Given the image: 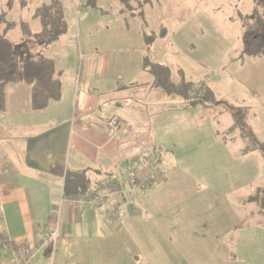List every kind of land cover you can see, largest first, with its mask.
<instances>
[{"label":"crops","instance_id":"obj_1","mask_svg":"<svg viewBox=\"0 0 264 264\" xmlns=\"http://www.w3.org/2000/svg\"><path fill=\"white\" fill-rule=\"evenodd\" d=\"M159 2L147 4L145 18ZM119 16L108 15L110 20L94 25V19L84 13V35L79 24H68V31L77 33L80 51L79 60L75 59L78 85L70 86L65 115H61V96L47 108L33 110L29 86L6 87L5 112L0 114V232L4 238L0 264H8L12 242L37 241L44 245L33 264H224L230 260L221 237L239 220L222 180H215V186L196 184L199 179L158 152V142H151L152 154L143 149L146 109L140 100L151 97L153 88L151 77L142 70V59L147 55L157 61L160 56L157 45H146L141 28L129 27L121 9ZM45 55L60 72L59 56ZM177 70L188 77L181 68ZM122 110L123 120L118 114ZM110 116L120 121L111 137L105 133ZM151 121L149 139L157 128ZM256 134L264 141V132ZM143 157L151 163L126 172L129 163ZM67 171H88L97 187L103 181L113 183L121 197L96 208L71 206L69 197H63ZM149 179L147 187L140 189ZM115 204L117 214L112 219L109 211ZM56 226V241L45 242Z\"/></svg>","mask_w":264,"mask_h":264},{"label":"rangeland","instance_id":"obj_2","mask_svg":"<svg viewBox=\"0 0 264 264\" xmlns=\"http://www.w3.org/2000/svg\"><path fill=\"white\" fill-rule=\"evenodd\" d=\"M26 1V6L22 7L18 0H13L7 17L16 23L24 21L37 34L41 28L34 18L35 9L51 0ZM60 1L65 8L67 23L74 21L76 27L79 24L82 35L86 28L82 26L84 13L89 14L96 25L110 20L108 15L119 18L122 8L115 0H98L95 7H86L87 0ZM159 1V5L157 3L147 13L145 25L139 18L128 17L129 27L155 34L164 31V35L151 45L158 47L160 57L157 61L164 62L172 70L171 78L175 82L181 79L177 67L187 73V80L206 81L219 104L205 112L202 109L185 111L183 99L165 97L162 91L153 88L151 97L142 96L140 100L146 109L143 110L146 120L142 131L147 130V137L143 139V149L152 154V143L156 145L158 142V152L191 177L199 179L196 184L215 186V180H222V188L230 194L232 201L229 202L239 220L235 229L221 237L230 250V260L224 264H264L262 218L257 206L248 202V198L264 186V159L258 151L241 153V125L228 131L235 121L240 120L259 135L264 132V60L261 61L255 52L259 38L264 34V24H242L243 18L251 14L252 0ZM6 3L7 0H0V10L5 9ZM8 36L15 40L20 37V31L14 29ZM79 51L77 33H72L71 28L65 36L43 50V54L59 56L56 60L60 71L61 115L66 114L64 109L70 86L78 85L79 63L75 59ZM149 109H152V117ZM54 110L55 107L49 110L50 115ZM136 111L135 114L140 115L141 112ZM122 112L118 113L120 118ZM150 118L153 127L158 128L152 129L151 139L148 137ZM128 125L133 131L134 121H128ZM185 163L193 166L186 167Z\"/></svg>","mask_w":264,"mask_h":264},{"label":"trees","instance_id":"obj_3","mask_svg":"<svg viewBox=\"0 0 264 264\" xmlns=\"http://www.w3.org/2000/svg\"><path fill=\"white\" fill-rule=\"evenodd\" d=\"M98 0H87L86 7H95ZM122 5L121 12L127 17H137L145 25V7L151 0H115ZM20 6H26V0H18ZM13 7V0H7L5 9L0 10V114L5 112L6 87L9 84H25L30 88V103L33 110H43L51 101L60 98V72H57L52 58L43 54V50L57 42L68 31L65 8L60 0H51L35 9L34 18L40 23V31L35 34L24 22L9 20L7 15ZM252 21V22H251ZM264 24V0H252L250 15L243 18L244 26ZM20 31L19 40H11L12 30ZM147 46L152 45L157 38L164 35L150 33L141 28ZM157 35V36H156ZM256 47L259 58H264V34L259 38ZM142 70L151 77V87L162 91L166 96H177L184 100L185 109H209L219 104L212 89L206 81L194 82L181 77L180 81L172 80L171 69L161 62L150 59L145 55L142 59ZM226 108L221 113L225 112ZM244 124V126L242 125ZM240 139L244 142L242 154L258 151L264 159V141L255 131L243 121H235L229 132L239 126ZM97 183L88 176V171H67L64 176L63 197H70L95 190ZM255 204L264 226V186L248 198ZM0 232V242L3 245Z\"/></svg>","mask_w":264,"mask_h":264},{"label":"built area","instance_id":"obj_4","mask_svg":"<svg viewBox=\"0 0 264 264\" xmlns=\"http://www.w3.org/2000/svg\"><path fill=\"white\" fill-rule=\"evenodd\" d=\"M120 126V121L115 116H110L107 120L105 133L107 136L111 137L114 136L116 131L118 130ZM143 162L151 163V159L149 157H143L139 160H133L131 163H129L126 167V172L131 173L133 170V167H140ZM151 180L149 179L147 182H144L140 184V189H145L148 185V182ZM120 188L117 187L113 183H108L106 181H103L100 183V186H98L95 190L87 191L83 194H78L74 196H70L68 198V203L71 206L75 207H87V208H96L101 205H104L109 202L110 198L113 199H119L121 197ZM117 214V204L112 205L109 215L112 217V219L116 218ZM58 228L56 226L55 229H53L51 232H49L46 235V241L51 240L52 242H55L57 239V232ZM8 242V241H7ZM9 243V242H8ZM44 242L43 241H37L32 245H27L25 243H13L10 247V257L8 264H33L35 255L41 250L43 247Z\"/></svg>","mask_w":264,"mask_h":264}]
</instances>
